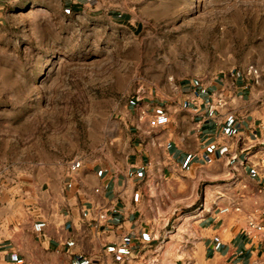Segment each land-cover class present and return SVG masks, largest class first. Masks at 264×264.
<instances>
[{"label":"crops","instance_id":"crops-1","mask_svg":"<svg viewBox=\"0 0 264 264\" xmlns=\"http://www.w3.org/2000/svg\"><path fill=\"white\" fill-rule=\"evenodd\" d=\"M17 1L0 0V18ZM61 2L114 15L104 0ZM249 68L131 101L119 154L48 177L0 264H264V233L248 230L264 222V70ZM160 113L168 123L151 126Z\"/></svg>","mask_w":264,"mask_h":264},{"label":"rangeland","instance_id":"rangeland-1","mask_svg":"<svg viewBox=\"0 0 264 264\" xmlns=\"http://www.w3.org/2000/svg\"><path fill=\"white\" fill-rule=\"evenodd\" d=\"M104 3L114 15L18 0L0 18V240L73 158L119 154L137 97L264 70V0Z\"/></svg>","mask_w":264,"mask_h":264},{"label":"built area","instance_id":"built-area-1","mask_svg":"<svg viewBox=\"0 0 264 264\" xmlns=\"http://www.w3.org/2000/svg\"><path fill=\"white\" fill-rule=\"evenodd\" d=\"M249 72L257 73L258 70L251 65L249 68ZM221 101L222 100H220V102ZM168 121H169V117L166 113H160L150 117V124L153 127L162 126L164 124H167ZM80 166H81V160H74L70 164L71 169H77ZM101 217L104 218L105 214H102ZM254 229L260 230L264 233V222H258L254 218L250 219L248 223V230L249 232H251Z\"/></svg>","mask_w":264,"mask_h":264}]
</instances>
